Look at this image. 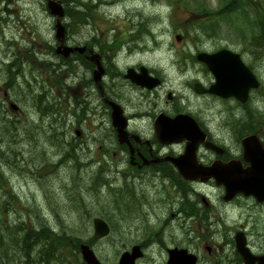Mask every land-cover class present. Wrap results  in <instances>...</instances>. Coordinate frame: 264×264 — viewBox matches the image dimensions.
Instances as JSON below:
<instances>
[{
  "label": "rangeland",
  "instance_id": "1",
  "mask_svg": "<svg viewBox=\"0 0 264 264\" xmlns=\"http://www.w3.org/2000/svg\"><path fill=\"white\" fill-rule=\"evenodd\" d=\"M60 1L67 10V7L71 9L72 6L89 5V2L95 4L98 0ZM168 2L169 0H116L110 8L96 9L99 13L94 10L90 16L87 12L79 18L74 15L73 19L67 15L63 20L68 27L66 28L68 29L67 42L82 44L88 42V37L95 36L101 44L106 43L101 47V52L104 53L106 59L111 58L115 51L120 49L116 61V69L119 72L124 73L127 67L142 64L143 67L151 68L158 73L163 81L162 87L152 93L135 89L126 83L117 72L118 78H111L108 73L106 74V82L112 85L116 98L119 99L126 112L132 114V111L136 110V112L149 111L150 114L155 115L162 112L167 115L176 108L186 110V107H182L179 103L174 104L171 101L164 103L168 92L171 96L182 92L185 96H191L194 103L200 106L196 108L200 119L207 120L204 114L216 116L214 109L201 111L208 110L216 100L211 99L209 103H206L208 99L197 98L192 91H189L190 88H184L195 78L200 79L197 78L199 73L194 74L186 69V66L191 64L187 62V58L201 51L211 52L221 47L228 50L229 48H240L243 40L239 35L245 32L243 27L247 19L239 14V18L232 16V21H226L224 19L227 14L220 15L216 19L217 35L210 34L209 38L204 37L197 41L200 30L198 24L210 20V17L206 16L211 12L206 8L221 12L220 7L226 6L230 0H224V2L222 0H172V4ZM204 2L206 8L201 5L199 11L196 7ZM131 11H135L137 16L132 18L129 15ZM146 17L149 18L147 27L150 28L151 34L142 37L145 44L139 40L135 42L129 40L127 45H123L125 49L108 45L115 39L118 41L127 39L131 32L133 34L130 38L135 36L136 27L143 26L142 23ZM85 18L92 19L89 21ZM87 21H89L87 25L77 28L80 22ZM131 22H133L132 28L134 29L132 31L129 27ZM232 22H234L235 29L241 28L239 35L232 31L236 37L234 35L230 37L231 33L228 32ZM53 26L54 19L47 13L44 0H0V53H2V59H0V132L5 135L0 141V152L5 151L0 156L2 174L0 202L9 198V189L17 197L14 204L9 206L8 211L0 214V219L10 225L24 222L28 225L36 224L48 228L56 224L55 216H57L63 222L64 228L62 229L67 234L72 231L82 241L90 240L93 246L91 248L103 264H117L120 255L130 252L133 246L144 248V255L136 264H165L167 257L164 246L165 248L177 245L182 248L187 247L180 242L183 231L178 230L176 217L170 220L171 224L164 223L168 215L175 214V204L164 203L166 196L158 194L162 188L158 180L154 178L126 180L120 177V174L115 173L117 164L107 160V157L100 161L81 160L94 158L97 154L98 146H93L92 136L98 140L101 136L106 143L111 142L109 148H112L113 134L108 133L110 122L107 113L97 115L85 113L81 118L75 113L77 110L73 106H75V99L80 98L76 92L81 91L80 88L73 87L70 90L63 88L66 91L63 93L65 101L70 95L69 105L59 100L57 90L59 86H64L62 85L64 80L68 82V69L59 67L61 62L54 64L57 60L51 58V49L56 43ZM176 36H179V41L175 40ZM14 40H17L16 44ZM134 43L140 44L136 45L138 49L144 46L145 51L137 50L132 54H126L125 51L129 50L128 47ZM95 50L97 51V48ZM44 55L49 57L53 65L38 60ZM10 61H15L10 66L11 72L15 74L13 85H9L10 76L5 65L6 63L9 65ZM52 68L58 69V72L54 73ZM79 75H84L82 68L79 69ZM85 82H88V79ZM77 83L80 82L75 81L74 84L69 85L75 86ZM39 91L47 95L48 100L53 97L52 101L45 99L47 103L42 105L39 102ZM5 96L8 100L18 104L22 110L9 111ZM86 101L90 102V106L93 105L92 96ZM251 105H253L254 117L252 122L247 123L246 126H251L254 131H257L260 114L264 113V101L258 96L253 99ZM138 106L140 107L137 108ZM57 110L62 111V114L52 115ZM221 110V114L212 124V130L215 132L214 128L218 127L217 137L226 144H231L236 139V134L240 130H245L240 127L242 123L245 124L246 118L241 110L233 111V116L226 108ZM40 114L45 115V118H42ZM53 116L56 117L55 121ZM38 119L44 123V129L37 124ZM8 122L11 123L8 124ZM146 124L147 119L143 121V124L139 123L140 130L145 128ZM235 128L239 130H234ZM75 131H79L80 135L76 136ZM81 143H83L82 146H78ZM85 145L90 148L89 153L82 150ZM41 146L44 149H41ZM73 147L77 150L73 151ZM67 150L72 152L71 155L85 156L80 157L81 161L77 164L65 154ZM118 167L120 168L119 165ZM108 172H111V175L107 174ZM163 184L164 181L162 186ZM109 186L115 187L114 191L111 192ZM200 188L194 187L198 193L197 207L201 209L205 204L217 206L216 192L207 186L202 187L203 190ZM189 198L194 199L191 195ZM131 200L136 202L138 207L129 206L132 204ZM117 202L119 203L116 210L114 204ZM240 202L246 203L245 201ZM139 207L140 211H135ZM226 208L228 210H225L222 215L212 210L210 216L211 218L214 216L210 227L212 233L230 236L229 229L237 227L239 223L245 224L243 217H240L242 215L239 210L233 211L229 210V207ZM38 209L47 217V219L43 217L40 223L35 221L41 215ZM247 214L251 223H246V228L252 230L253 240L264 250V234L261 236L256 231L263 228L261 224L264 223V207ZM94 218L108 220L109 228H111L108 237L97 241L92 239L91 221ZM196 233L197 235L200 233L198 228H196ZM5 234L2 229V235L5 236ZM206 239L209 238L204 236L203 241ZM215 242L221 244L222 237L216 238L213 235L210 241H201L195 253L201 259L206 260L207 254L203 247L208 246L209 250L214 252ZM21 263L26 264L22 260ZM21 263L17 260V264ZM7 264L15 263L10 261Z\"/></svg>",
  "mask_w": 264,
  "mask_h": 264
},
{
  "label": "flooded vegetation",
  "instance_id": "2",
  "mask_svg": "<svg viewBox=\"0 0 264 264\" xmlns=\"http://www.w3.org/2000/svg\"><path fill=\"white\" fill-rule=\"evenodd\" d=\"M241 3V6L243 5V11L241 6H237V8H234L235 5L232 3L230 8V3L227 4V11L230 13L236 12V13H242L247 17L248 19L253 17V19L257 20L256 25H252L247 23L246 29H245V35L243 37V42H247V44L244 45L243 50L236 52V54L240 57L243 65L247 68V70L250 72V74L254 77L256 87L250 89L248 91L247 99L244 103H240L238 101H235L233 99L228 100L231 105H237L238 107L230 109L232 111L241 110L243 115L245 116V124L242 123V128H244V132H242V136L239 138H236L232 141L231 144H226V142H223L222 139L215 138L212 133V124L216 119V116L219 114L216 112V107L209 106L208 110L204 111H212L214 109L213 114H204V116H207V120H201L199 117V114L196 113V108L200 107L197 106L194 101L192 100L191 96H185L183 95L184 104L187 106V110H176V111H170L169 116L178 115V114H185L189 116L193 121H195L197 124V127L200 128L206 138L201 143H198L195 150V157L199 165H203L205 167L210 166L212 163L220 161V163H229L231 165V168H237L241 171L235 172L230 174V176H249V178L257 177L260 174H258L256 171H252L253 166L252 163L247 161L251 156H254V158L259 159L263 163L264 168V113L260 114L259 120H258V130L254 131L253 127L246 126L247 123H251L253 120V99H256L258 96L261 100L264 101V21L260 20V17L264 14V3L262 0H237ZM64 5V4H63ZM137 29V28H136ZM132 30H134L132 28ZM131 30V31H132ZM138 31V29H137ZM133 34V32H131ZM130 34V35H131ZM130 35L125 40H121L120 43L122 45H127V42L134 41L135 36ZM256 37L261 38L263 41L260 43H254L253 45L252 41L255 40ZM97 37H88V42H84L82 44H74V43H68L67 42V36H66V44L69 46H82L86 47L83 54L73 52L69 55L67 59H64L62 61V64L66 66L68 69V82L66 86L67 90L75 88H80L81 91H76L78 95H80V98L75 99V106H73L77 112L80 113H90V114H109L110 116V108L105 103V99L101 96L99 91V86L95 83L93 79V69L95 67V62L99 63L103 69H104V75L101 79V87L102 91L105 93H108L106 96L109 97L108 99L118 104L124 113V116L126 118V128L125 131L127 132V136L125 138V141L123 143L117 142V134L116 130L113 128H110V132H112L114 136V148L112 151V154L110 156L106 154V148H105V140L101 138V136L98 139H95L92 136L93 146H98L96 149L97 154H95L94 158H85L81 160L85 161H100L104 157H112L115 156L114 163H116V170L115 173L120 174V177L125 179H137L142 180L145 178H154L158 181H164L166 183L167 188L163 191L165 195H167L170 198H173L175 203V214H171V217H176L178 224H185L188 220H195L196 226H208L211 227L213 222L212 220H209L208 222L204 221L201 218L197 217L195 218V215L193 214V204H190V210L188 214H186L185 210V191H186V181L184 180V175L178 171L173 164L170 162V158H179L186 154L187 159H185L180 167L181 169L185 170V162L189 161V158L191 157L189 153V146H193L196 143V140L194 139V132L191 131V126L185 122V120H181L175 124L163 122L167 127H176L180 128L181 130H185L188 138L179 139L175 143H168V140L165 139V142L167 143H160L156 138L155 133V122L159 121L157 117L159 116V113L150 114L149 111L142 112V111H132V114L126 112L125 108L121 106V103L119 99L116 98V95L113 93V88L109 83L106 82L105 76L107 74V66L108 63H113L114 61H117V59L112 56L109 59H106L104 56V53L101 52V47L103 44L100 42H96ZM134 44L130 45V48L133 47ZM97 48V51L95 50ZM99 49V51H98ZM90 51L94 54H97L98 58L92 54V58H90ZM200 67L201 72H195L200 73V81H195L192 85H190V89L195 93L194 96H196V89L195 84L200 83L201 86L205 89L212 83V78L210 76H207L204 66L201 63H197ZM139 67V66H138ZM82 68L84 75H79V69ZM140 69V68H139ZM139 69H134L136 73H139ZM204 72V74H203ZM148 75L151 78H156L159 80L157 84L152 83L150 87H140L136 86L134 84H131L128 80L124 81L134 87L135 89L139 91H145L146 93H152L156 89L161 88V78L152 69L147 70ZM206 76V78L204 77ZM123 77V75H122ZM88 79V82H85V80ZM154 80V79H153ZM197 80V79H196ZM75 81H78L80 83H77L75 86H70L69 84H74ZM84 83V85L82 84ZM63 86L58 87V98L61 102L69 105L68 100L70 99V95L67 96V100H64V94L66 91H64ZM186 88V87H184ZM189 89V91H191ZM42 91V89H41ZM39 91V95L42 94V92ZM94 92V94L92 92ZM145 93V94H146ZM96 95V96H95ZM202 96L200 98L202 99H208L206 103H209V100L216 98L214 96L208 95L207 93L203 92L201 94ZM66 96V95H65ZM93 97V105L90 106V102H87L86 99ZM138 98L140 96L137 95ZM256 97V98H254ZM170 95L166 96V100L164 103H167L170 99ZM74 100V99H73ZM179 102V99L176 100ZM171 102L175 104V99H171ZM41 103V102H40ZM138 106L137 108H139ZM264 110V108H263ZM264 112V111H263ZM164 114V113H163ZM221 114V112H220ZM252 114V115H251ZM147 119V124L145 125V128L143 127L140 130V124H143V121ZM85 120V119H84ZM139 122V123H138ZM216 128V127H215ZM214 128V130H215ZM237 130V128L235 129ZM252 130V131H251ZM93 133V132H92ZM215 134L217 136L216 130ZM255 135L257 137V141L254 140H248L245 143H242V140L244 136L249 135ZM78 135H80V132H78ZM94 135V134H92ZM238 136V134H236ZM242 138V139H241ZM167 140V141H166ZM206 142L212 143L213 149L211 147H208L205 145ZM83 143H81L82 145ZM78 146H80L78 144ZM215 147H217L215 149ZM90 148L88 146H83L82 150H86L88 152ZM77 149L73 147V151H76ZM117 154V155H115ZM76 161L79 164L80 157H83L85 155L75 154ZM73 162V160L71 159ZM120 166V168L118 167ZM257 165V164H256ZM263 175H264V169ZM101 170V169H100ZM250 171V174H249ZM105 172V171H103ZM187 172V171H186ZM188 173V172H187ZM107 174L111 175V172H108ZM193 175L199 176L197 173L193 172ZM248 182V180H247ZM189 184H195L200 188V190H203L202 187L207 186L212 188L217 195V201L219 205H214L216 208V211L222 215V213L226 210V207H234L241 209L240 203H238L239 200L242 199L240 195H236L235 198H233L229 203H224L223 201V195L225 192L224 187L215 185V182L213 179L207 180L205 183H201L199 181H193ZM164 188V186H163ZM256 189L258 190V193H262L264 191V183L261 181L257 182L254 180H251L249 191L252 190V192L255 193ZM249 204L247 205V208H244L246 211L245 213H241L243 217L244 223H239L237 227H234L232 229H229L231 231V234L229 238L227 236L222 234H215V232H211L210 230L207 231L210 234V237L213 238V235L217 237H222L221 244H218L217 242L214 243L213 249L214 252L209 250L208 247H206V260L203 258L201 259L198 255V264H244L240 254L238 253V248L243 249L242 244L245 243V246L249 249V251L254 256H263L264 257V250H262L253 240L252 236V230L246 228V223H251L250 217L247 213H251L252 211H257V209H261L264 207V202L257 203V201L251 197L248 196ZM207 206V205H205ZM213 207V206H210ZM214 209V210H215ZM214 221V216L213 218ZM257 222V220H256ZM255 224V223H254ZM254 226V225H252ZM263 227L262 230L257 229L256 231L260 233L262 236L264 234V223L261 224ZM207 227V228H208ZM189 243L188 247L196 246V241L189 239L187 241ZM182 243L185 245L184 241ZM201 245V244H200ZM208 249V250H207ZM191 250L193 248L191 247ZM257 264V262L255 263Z\"/></svg>",
  "mask_w": 264,
  "mask_h": 264
},
{
  "label": "water",
  "instance_id": "3",
  "mask_svg": "<svg viewBox=\"0 0 264 264\" xmlns=\"http://www.w3.org/2000/svg\"><path fill=\"white\" fill-rule=\"evenodd\" d=\"M47 9L48 12L53 15L56 18V34L55 37L59 41V46L57 47L56 52L62 54L64 57L68 56L69 52L72 51H82L80 49H72L67 48L63 45V37H64V28L59 22V18L63 16V9L61 6V3L59 1L54 0H48L47 1ZM227 53L225 51H220L213 55H206V54H200L197 56V58L201 61H204L207 64L208 70L213 74L215 78V83L210 87L209 92L216 94L221 97H229L234 96L238 98L240 101H243L246 96L247 92V86H246V76L244 73L240 74L238 71V67L240 65L238 63L230 64L228 63V57L226 56ZM103 71L101 68L99 70L94 72V80L98 83L101 74ZM146 74L144 71L142 72L141 77H135L132 75L131 71H128L126 77L129 78L132 82H136L140 85H147L146 83H149L148 79L145 76ZM143 78V80H142ZM244 81V85L243 82ZM150 87V86H148ZM110 106L112 107V114H111V120L112 125L117 130V136L118 141L120 143H123L125 141V138L127 134L124 131L125 127V120L122 118L121 110L119 107L114 105L113 103H110ZM12 106V105H11ZM177 119V118H176ZM172 120L173 122L176 120ZM162 119H159V123H162ZM158 137L160 140H164L166 138L170 139L169 142H176L179 139L188 138L186 131H182L180 128L176 127H167V128H159L156 130ZM203 139V136L199 135V138L197 141H201ZM249 139L243 141V143L247 142ZM186 156V155H185ZM185 156H182L178 159H170L173 161V163L179 168V171L184 175V178L186 180H195L197 177L193 175V172H198L202 175L201 181H205L210 177H214L218 183H222L226 188V195L229 197H232L235 193L240 192L243 194H253L252 190H248L250 187L251 180H254L257 182L261 181L264 183V175H263V163L254 156H251L247 161L253 164L256 168L252 167V171H256L258 174H260L257 177L249 178V176H234L230 177L229 174H227L226 170H221V172H218L220 170H215L214 168H202L198 167L197 164L194 161V156L190 157V161L185 162V170L181 169L180 165L185 160ZM257 164V165H256ZM264 169V168H263ZM188 173H187V172ZM250 174V171H249ZM248 180V182H247ZM93 227H94V239H99L108 234V227L107 225L100 219H95L93 221ZM81 254L83 260L86 262V264H100L99 261L95 258L92 251L88 248V246L82 245L80 246ZM185 252L183 251H174L172 250L169 253V261L167 264H193L194 259H189L184 255ZM141 257V253L139 252L138 247H134L131 251V254H124L121 256V259L119 261V264H134L135 259ZM245 261V257H243ZM193 261V262H192Z\"/></svg>",
  "mask_w": 264,
  "mask_h": 264
},
{
  "label": "trees",
  "instance_id": "4",
  "mask_svg": "<svg viewBox=\"0 0 264 264\" xmlns=\"http://www.w3.org/2000/svg\"><path fill=\"white\" fill-rule=\"evenodd\" d=\"M71 9L73 16L81 15V12ZM88 14L90 13L88 12ZM4 136L0 132V141L3 140ZM3 152H0V156ZM9 197L14 198L11 194H9ZM9 206L8 200L1 201L0 214L6 213ZM62 228L64 226L47 228L36 224L28 225L24 222L10 225L0 220V264H7L10 261L17 264V260L20 263L22 260L26 264H84L79 258L78 249V245L82 243V240L72 231L67 234ZM2 229L6 233L5 236L2 235ZM50 249L54 251L53 255L46 256L47 251ZM12 254H15V256H12Z\"/></svg>",
  "mask_w": 264,
  "mask_h": 264
},
{
  "label": "bare ground",
  "instance_id": "5",
  "mask_svg": "<svg viewBox=\"0 0 264 264\" xmlns=\"http://www.w3.org/2000/svg\"><path fill=\"white\" fill-rule=\"evenodd\" d=\"M102 1H104V0H102ZM102 1H97L95 4H94V6H93V9L97 12V13H99L98 12V10H96V9H102V8H105L106 7V4L104 3V2H102ZM223 2H224V0H222ZM105 2H107V1H105ZM109 2V1H108ZM202 4V6H204L205 5V2L204 3H201ZM205 7V6H204ZM206 8V7H205ZM208 11H210L211 12V14L210 15H208V17H210V18H214V17H220V15H223V12H225L226 10H227V5L226 6H224V7H220V11L221 12H214V11H212L213 9H210V8H206ZM229 9H232L231 8V4H230V8ZM204 11H206V10H204ZM132 18H134V17H136L137 16V14H136V12L135 11H131L130 12V14H129ZM146 21V22H145ZM144 22V24L146 25V26H148V23H149V18L148 17H146L145 18V20L143 21ZM80 26H85V23L84 22H80V24H78L77 25V28H80ZM132 26H133V22H131V23H129V27L131 28V30H132ZM139 31H141L145 36H147L148 35V33H150V28L149 27H147V28H145V29H140V27H136ZM136 29V30H137ZM198 36L199 37H201V38H209V32L207 31V29H205V28H200V30H199V32H198ZM230 37H233V35H231ZM145 38H147V37H145ZM141 43L142 44H145V42H144V39L143 38H141ZM263 40L261 39V38H259V37H256L255 38V40L254 41H252V43L251 42H249L250 44H252L253 45V42L254 43H261ZM15 44L17 43V40H14L13 41ZM245 44H247V42H243L242 41V43H241V46H240V48H238V49H235V48H229L230 50L229 51H233V52H239V51H241V50H243V48H244V45ZM136 45H140V44H134L133 45V47L132 48H130L132 51H137V50H143V49H145V47L143 46V48H140V49H138V46H136ZM222 48V47H221ZM224 49H226V48H224ZM226 50H228V49H226ZM6 51H7V49H6ZM50 55V54H49ZM45 56V55H44ZM44 56H42L43 58H39L38 60L39 61H41V62H46L47 64H52V61L49 59V57L46 55L45 57ZM51 58L52 59H56L57 61H55L54 62V64H56L57 62H61L62 63V61H63V59H61L56 53H53L52 54V56H51ZM0 59H2V53H0ZM14 63V61H10V63H9V65L11 66V64H13ZM116 63L114 62V63H108V65H109V67L110 68H114L113 66L115 65ZM53 65V64H52ZM113 65V66H112ZM36 66H38V64L36 63ZM189 67V69H193V67L191 66V65H189L188 66ZM125 70H127V71H131V69L130 68H126ZM132 72V71H131ZM198 77H200V75L198 76ZM14 83L12 82L11 83V85H13ZM12 105V106H11ZM7 106H8V108L9 109H11L12 111H14V112H18V111H20V110H22V109H20L19 108V106H18V104H15V103H12V102H8L7 101ZM41 115V114H40ZM41 117L42 118H45V115H41ZM53 119H54V121L56 120V117H52ZM51 118V119H52ZM39 120V119H38ZM37 124H39V126H40V128H42V129H44V123L42 122V120H39V122H37ZM16 140V139H15ZM41 149H44V147L43 146H41ZM65 154L68 156V155H71L72 154V152H70L69 150H67L66 152H65ZM6 162V161H5ZM12 162V161H11ZM10 162V163H11ZM43 162V161H42ZM7 163V162H6ZM53 167H55V165L53 166ZM7 200L9 201V203H10V206H12L13 204H14V199L12 198V197H9V198H7ZM53 253H54V251L52 250V249H50V250H48L47 251V253H46V256H52L53 255Z\"/></svg>",
  "mask_w": 264,
  "mask_h": 264
}]
</instances>
